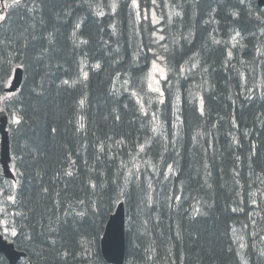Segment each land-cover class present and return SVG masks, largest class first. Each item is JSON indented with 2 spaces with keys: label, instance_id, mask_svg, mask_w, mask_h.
I'll use <instances>...</instances> for the list:
<instances>
[{
  "label": "trees",
  "instance_id": "16d2710c",
  "mask_svg": "<svg viewBox=\"0 0 264 264\" xmlns=\"http://www.w3.org/2000/svg\"><path fill=\"white\" fill-rule=\"evenodd\" d=\"M90 2L104 15L88 0H21L0 23V63L23 69L19 91L0 103L16 174L0 171V191L17 233L9 240L26 254L18 264H107L100 240L119 202L124 264H245L235 227L246 264H264V8ZM153 61L169 69L163 96L148 87Z\"/></svg>",
  "mask_w": 264,
  "mask_h": 264
},
{
  "label": "water",
  "instance_id": "95a60500",
  "mask_svg": "<svg viewBox=\"0 0 264 264\" xmlns=\"http://www.w3.org/2000/svg\"><path fill=\"white\" fill-rule=\"evenodd\" d=\"M3 0H1L2 2ZM258 6L264 5V0L257 1ZM22 82V69L16 68L12 78V87L6 88V93L18 90ZM7 116L0 112V165L4 176L14 180L10 170L9 137L7 132ZM101 255L108 264H123L125 256V212L123 203H119L115 212L110 216L100 242ZM0 254L8 260L9 264L17 262L26 256L25 253L15 249L11 242L3 239L0 234Z\"/></svg>",
  "mask_w": 264,
  "mask_h": 264
},
{
  "label": "snow or ice",
  "instance_id": "6c2138e0",
  "mask_svg": "<svg viewBox=\"0 0 264 264\" xmlns=\"http://www.w3.org/2000/svg\"><path fill=\"white\" fill-rule=\"evenodd\" d=\"M88 2H89V6L93 8V11L95 12V14L97 16L104 15L103 10L101 8V5L99 3H96L95 5H93L90 2V0H88ZM132 2H133V6L134 7H138L137 0H132ZM241 3H243V0H241ZM20 4H21V0H11V3H9L8 0H4L3 4L0 5V6H2L5 9H7V8H10V7L20 6ZM153 4H156V0H153ZM111 7L113 8V10H115L116 5L115 4H112ZM174 14L175 15H179V13H174ZM137 15H139V13ZM233 15H235V13H233ZM4 19H5V17L2 16V15H0V20H4ZM144 19L147 20L148 17L145 16ZM169 22H171V17H169ZM152 23L153 24H158L159 23V20L155 17V13H153ZM262 23H264V21H262ZM80 27H81L80 22H77L75 24V26H74V29L75 30H78V29H80ZM75 30H74V33H73L74 35H75ZM153 34H155V33H153ZM240 35H241L240 32H236L235 35H233L231 37V44H232V47L233 48H235L237 46V44L239 43V41L237 40V37H240ZM163 39H164L163 36H160L159 37V40H163ZM241 39H242V37H241ZM213 42L216 43V44H219L220 43V41L215 40V39H213ZM80 43L81 44H86L87 41L86 40H81ZM240 46L243 47V45H240ZM257 52H258L259 55H264V52H260L259 49H257ZM232 56H233V52L231 50H229L228 51V58L231 59ZM157 59H160V58L157 57ZM196 66H197L196 64H193L192 65L193 68H195ZM16 67L18 69L19 67H21V65H17ZM95 67L96 68H99L100 65L97 64ZM11 71H12V66H11V62L10 61L8 62L7 67H4L3 64L0 63V73H2V75H0V83L3 84V87L4 88H10V87H12V81H11V79H7V80L4 79V77L9 76V73ZM152 71H153V73L159 72V75H160L161 79H164L165 78V69L162 68V67H159L155 61H153ZM180 71H181V73L183 72V68L182 67H181ZM81 75L83 76V78L85 80L88 78V74L86 72H82ZM150 78H151V74H150ZM62 83L65 84V85H68L69 84V81L68 80H64V81H62ZM72 83H76V81H72ZM125 90H127V89H125ZM152 90L153 91H156V92H159L160 93V96H163L164 95L163 92H160L159 88H153ZM133 94L135 95V93H133ZM12 99H13V94L9 93V94L4 95L3 97H0V103H3L4 101H11ZM160 102L163 103V100H161ZM83 103H84V101L81 100L80 101V104L83 105ZM3 111H5V107H0V112H3ZM201 114H203V111L202 110H201ZM21 122H22V117H20L19 115L13 114L12 123L13 124H16V125H19ZM80 127L82 128L83 125L81 124ZM53 131H55V129H53ZM67 174L68 175H71L70 172L67 173ZM12 187H15V185H12ZM44 191H47V189H44ZM176 199L179 200L180 197H176ZM7 201L10 202V203H12V204H15L16 203V197H15V195H9L7 197ZM80 203H83V201H81ZM253 203H255V201H253ZM233 211H235V209H233ZM196 213H199V209H196L193 214L195 215ZM78 215H83V213H78ZM233 232H235V230H233ZM11 234L13 236H15L17 234L16 231H15V229L12 230ZM237 239H242V238L237 237ZM262 239H264V237H262ZM240 247L241 248L244 247L243 243L240 244ZM237 255H239V253H237ZM262 255H264V253H262Z\"/></svg>",
  "mask_w": 264,
  "mask_h": 264
},
{
  "label": "rangeland",
  "instance_id": "374dc122",
  "mask_svg": "<svg viewBox=\"0 0 264 264\" xmlns=\"http://www.w3.org/2000/svg\"><path fill=\"white\" fill-rule=\"evenodd\" d=\"M9 3H11V0H9L8 1ZM0 15H2L3 16V14H0ZM2 20H0V22H1ZM156 63H157V65L159 66V67H162V68H164L165 69V78L164 79H166L167 78V75H168V72H169V69H168V67L167 66H165L164 64L162 65V63L161 62H159V61H155ZM152 66H153V62L151 63V65H150V67H149V69H148V71H147V73H146V78H147V83H148V87L152 90L153 88H160V85H161V82L164 80V79H161V77H160V75H159V72H155V73H153V71H152ZM150 74H151V78H150ZM158 82V83H157ZM12 185L13 184H11V185H8L7 184V189L8 190H14V192H15V188H16V186L15 187H12ZM13 192V193H14ZM12 193V194H13ZM1 194H2V191H0V203H2V206H0V215H3L4 217L3 218H0V227H1V230H2V233L8 238L9 236L7 235V233H10V228L7 226V224H8V220H7V210H6V208H5V205L4 204H6L5 203V201H4V199H3V197L1 196ZM11 194V195H12ZM254 197H256V195L254 196ZM7 198H5V200H6ZM261 201L264 203V194H263V196H262V198H261ZM257 206V205H256ZM249 216V215H248ZM233 230H235V232H233V236H234V239H235V241L237 242V244H238V250H239V252H240V256H241V258H242V261L246 264L247 263V261H246V258H245V250H246V246H247V242H246V238H245V236H244V233H243V230L241 229V228H238V227H235ZM237 237H240V238H242V239H237ZM241 243H243V245H244V247L243 248H241L240 247V244ZM262 243H264V240L262 241Z\"/></svg>",
  "mask_w": 264,
  "mask_h": 264
},
{
  "label": "bare ground",
  "instance_id": "6f19581e",
  "mask_svg": "<svg viewBox=\"0 0 264 264\" xmlns=\"http://www.w3.org/2000/svg\"><path fill=\"white\" fill-rule=\"evenodd\" d=\"M209 2V1H208ZM211 2V1H210ZM210 5V4H209ZM110 21V20H109ZM198 24V23H197ZM249 25V24H248ZM260 25V24H259ZM246 27V26H245ZM248 27V26H247ZM262 27V26H261ZM203 28V27H202ZM43 40V39H42ZM246 42V41H245ZM110 98V97H109ZM109 142V141H108ZM188 168V167H187ZM150 177V176H149ZM84 179V178H83ZM246 179V178H245ZM198 182V181H196ZM69 183V182H68ZM160 185V184H159ZM147 188V187H146ZM131 192V191H130ZM134 192V191H133ZM247 193V192H246ZM108 194V193H107ZM139 196V195H138ZM115 200V199H114ZM120 200V199H119ZM129 203V202H128ZM154 207V206H153ZM155 208V207H154ZM138 211V210H137ZM158 212V211H157ZM127 217V216H126ZM151 218V217H150ZM15 239V238H14ZM126 252V251H125ZM28 258V257H27ZM126 262V261H125ZM95 263V262H94Z\"/></svg>",
  "mask_w": 264,
  "mask_h": 264
}]
</instances>
